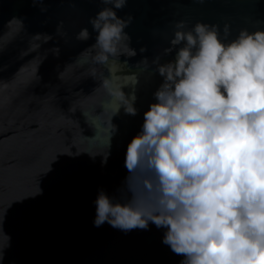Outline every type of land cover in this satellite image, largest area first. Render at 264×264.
Returning <instances> with one entry per match:
<instances>
[{
	"label": "water",
	"instance_id": "1",
	"mask_svg": "<svg viewBox=\"0 0 264 264\" xmlns=\"http://www.w3.org/2000/svg\"><path fill=\"white\" fill-rule=\"evenodd\" d=\"M104 6L0 0V264H179L183 258L162 243L164 229L153 223L127 232L107 222L94 226V201L101 188L123 197L127 145L162 82L151 61L173 58L163 49L175 22L217 24L222 35L227 23L232 39L242 28L264 27V0H127L117 9L133 17L125 31L136 55L121 59L126 72L139 76L138 112L122 108L112 118L117 131L106 164L107 68L94 61L96 33L76 39L82 27L92 31L89 17ZM145 57L150 67L139 64Z\"/></svg>",
	"mask_w": 264,
	"mask_h": 264
},
{
	"label": "clouds",
	"instance_id": "2",
	"mask_svg": "<svg viewBox=\"0 0 264 264\" xmlns=\"http://www.w3.org/2000/svg\"><path fill=\"white\" fill-rule=\"evenodd\" d=\"M101 3L89 17L92 31L82 27L76 39L96 33L94 61L107 68L106 164L117 131L112 118L122 108L138 112L139 76L121 59L136 55L125 31L133 17L117 14L127 0ZM229 34L227 23L222 35L217 24L175 22L163 49L173 58L151 61L162 82L127 145L123 197L101 188L94 201V226L127 232L153 223L164 229L162 243L183 257L179 264H264V27ZM139 64L150 67L147 57Z\"/></svg>",
	"mask_w": 264,
	"mask_h": 264
}]
</instances>
